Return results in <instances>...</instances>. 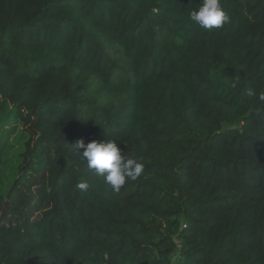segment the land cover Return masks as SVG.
Returning <instances> with one entry per match:
<instances>
[{
  "label": "trees",
  "instance_id": "obj_1",
  "mask_svg": "<svg viewBox=\"0 0 264 264\" xmlns=\"http://www.w3.org/2000/svg\"><path fill=\"white\" fill-rule=\"evenodd\" d=\"M201 3L0 0V117L28 136L8 187L0 153V264H264V0L212 30ZM81 140L141 177L114 192Z\"/></svg>",
  "mask_w": 264,
  "mask_h": 264
},
{
  "label": "clouds",
  "instance_id": "obj_2",
  "mask_svg": "<svg viewBox=\"0 0 264 264\" xmlns=\"http://www.w3.org/2000/svg\"><path fill=\"white\" fill-rule=\"evenodd\" d=\"M190 19L201 29L212 30L220 28L231 21V16L223 7L222 0H202L198 9L190 13ZM255 91L249 89L248 97H253ZM76 149H83L82 158L86 160L89 170H94L97 176L103 177L114 192H119L128 181H136L144 171V164L134 155L122 154L121 146L113 140L103 142L92 141L85 145L79 141ZM78 187L84 191L89 189L87 182Z\"/></svg>",
  "mask_w": 264,
  "mask_h": 264
},
{
  "label": "rangeland",
  "instance_id": "obj_3",
  "mask_svg": "<svg viewBox=\"0 0 264 264\" xmlns=\"http://www.w3.org/2000/svg\"><path fill=\"white\" fill-rule=\"evenodd\" d=\"M2 121L0 117V153L4 158L3 175L8 187L20 172L28 136L22 123L2 124Z\"/></svg>",
  "mask_w": 264,
  "mask_h": 264
}]
</instances>
